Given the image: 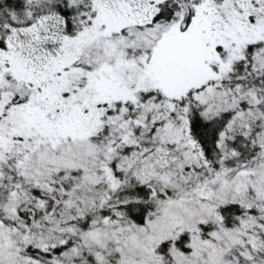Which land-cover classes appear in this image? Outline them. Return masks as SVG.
<instances>
[{"label":"snow or ice","instance_id":"obj_1","mask_svg":"<svg viewBox=\"0 0 264 264\" xmlns=\"http://www.w3.org/2000/svg\"><path fill=\"white\" fill-rule=\"evenodd\" d=\"M0 264H264V0H0Z\"/></svg>","mask_w":264,"mask_h":264}]
</instances>
